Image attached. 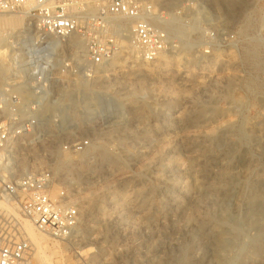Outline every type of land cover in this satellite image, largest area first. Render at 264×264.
Segmentation results:
<instances>
[{
  "label": "rangeland",
  "instance_id": "obj_1",
  "mask_svg": "<svg viewBox=\"0 0 264 264\" xmlns=\"http://www.w3.org/2000/svg\"><path fill=\"white\" fill-rule=\"evenodd\" d=\"M182 1L162 0L171 11ZM201 1L221 25L264 26V0ZM8 16L19 17L0 18ZM26 31L0 28V76ZM176 31L174 49L152 64L125 43L88 79L56 77L40 111L42 139L14 157L19 172L50 166L80 222L71 238L34 243L43 257L34 248L33 264H264L258 62L239 55L233 76L201 77L184 54L181 25ZM5 113L0 104V122ZM76 138H89V150L63 151Z\"/></svg>",
  "mask_w": 264,
  "mask_h": 264
},
{
  "label": "built area",
  "instance_id": "obj_2",
  "mask_svg": "<svg viewBox=\"0 0 264 264\" xmlns=\"http://www.w3.org/2000/svg\"><path fill=\"white\" fill-rule=\"evenodd\" d=\"M203 5L183 0L171 11L162 0H0V15L24 14L28 23L0 76V104L6 109L0 122V264H33L34 245L22 221L53 240L71 238L80 222L77 203L56 183L50 166L19 172L14 157L16 148H32L42 139L40 111L53 98L56 77L65 84L88 79L125 43L152 64L174 49L181 25L184 54L201 77L233 76L237 57L247 55L257 60L256 76L264 80V26L221 25ZM21 139L31 144L19 145ZM90 147L89 138L62 145L74 154Z\"/></svg>",
  "mask_w": 264,
  "mask_h": 264
},
{
  "label": "bare ground",
  "instance_id": "obj_3",
  "mask_svg": "<svg viewBox=\"0 0 264 264\" xmlns=\"http://www.w3.org/2000/svg\"><path fill=\"white\" fill-rule=\"evenodd\" d=\"M19 17H9V18H0V28H10V29H17V28H21V27H25V25L27 26L28 24H24L23 23V20H25V15L22 14V15H18ZM4 38V37H3ZM1 41V40H0ZM5 51V50H4ZM4 51H2L1 54L5 53ZM1 52V51H0ZM131 52L134 53V58H138V54L134 51V50H131ZM80 53V54H83L82 57L84 56V52L82 50V47L81 46H78V51H77V54ZM11 55L9 54L7 56V58H9ZM4 57V56H3ZM79 57V56H77ZM139 59V58H138ZM140 60V59H139ZM141 61V60H140ZM2 63V62H1ZM9 83H11V81H8ZM1 89V87H0ZM23 229L25 231V233L28 235L30 241L32 242V244L34 245V248H35V252H36V246L34 243L36 244H40V240H43V238H46L47 236L45 235H37L33 229V227L27 222V221H24L23 222ZM28 232V233H27ZM40 236V237H39ZM34 241V242H33ZM41 246H39V248L37 249V253L35 254V257H37L38 259H42V255H41Z\"/></svg>",
  "mask_w": 264,
  "mask_h": 264
}]
</instances>
